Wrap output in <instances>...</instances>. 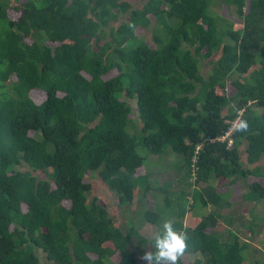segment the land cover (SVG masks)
<instances>
[{
	"label": "trees",
	"instance_id": "obj_1",
	"mask_svg": "<svg viewBox=\"0 0 264 264\" xmlns=\"http://www.w3.org/2000/svg\"><path fill=\"white\" fill-rule=\"evenodd\" d=\"M150 26L153 45L136 33ZM239 110L232 144L210 141ZM152 155L179 158V191L155 183ZM96 174L139 224L186 233L190 264H264L249 240L264 234V0H0V264H41L39 249L53 264H142L129 245L153 252V237L89 198ZM245 182L248 210L227 214Z\"/></svg>",
	"mask_w": 264,
	"mask_h": 264
},
{
	"label": "rangeland",
	"instance_id": "obj_2",
	"mask_svg": "<svg viewBox=\"0 0 264 264\" xmlns=\"http://www.w3.org/2000/svg\"><path fill=\"white\" fill-rule=\"evenodd\" d=\"M133 6H140L141 4L144 3L145 0H129ZM10 14H12V11H9ZM217 12L219 14H222L224 17L231 19H234L236 21H241L242 19L238 18L235 10L231 7H226L224 4H222V2L217 6ZM237 17V18H236ZM136 33L141 36L144 41H146L148 44L153 45V40H152V34H151V26L147 29V30H142V29H137ZM226 93L227 94H231L233 91V87L228 84L227 88H226ZM33 96H35V98H39L40 95L36 94L35 92L31 93ZM129 103L131 104V106L135 107V100H128ZM134 114L136 113L135 111L133 112ZM133 115V114H132ZM244 148H245V143L243 145H241L240 147V153H241V157L244 160L245 159V154H244ZM178 157L173 156V158H169V156L166 157H160V156H155L152 155L151 158L149 159V166L151 167V169H148L149 172H152V176L153 179H155V183L158 184H162L164 183L166 180H170L171 181V185H170V189L173 190H178L179 191V186L182 185L183 181L181 180V174H182V170H178L176 169V167L174 166V162L175 160H178ZM159 166H157V164H159ZM150 172V173H151ZM149 173V174H150ZM154 173V175H153ZM38 175L41 176V174L38 172ZM88 180H91L92 182V188L91 190L88 192V196L89 198L96 196L99 200V202L101 201L103 204H105L106 206H108V209L110 211V214L112 215L113 220L117 223V225L121 226L122 228H126V223L129 221H132V223H135V225L137 226V231L140 235H142L143 237H146L147 239H150L154 236L155 232L159 230L161 225H155L149 222H142V224H139L140 221H143L141 218V215H138V209L137 208V203L132 205V204H126V205H122L119 206L117 205V196L114 192L108 190L107 186L102 183L100 181V177L96 174L95 176H87ZM247 187V183H237L234 187L233 190H231L232 195H234V203L231 204L230 207H228L227 209H225V212L227 214H229L231 212V214L236 215V214H240L242 213V211H246L248 210V207L250 206L251 203L249 202H245L242 201L241 199V192L242 190ZM156 191H152L151 193L146 194V198L143 197L142 201L146 202V205L150 208L153 207V204L155 203V198L154 195L152 193L155 194ZM140 193V192H139ZM141 194V193H140ZM148 196V198H147ZM158 201L160 203V205L163 204V196L158 198ZM144 202V203H145ZM64 204L66 206H69V201H64ZM138 204H141V202H139ZM254 212L259 213L261 215H264V200L260 201L254 209ZM248 214H246L247 216ZM199 216L200 214L192 209V211L187 212V214L185 215V217H183V223L186 226H194L195 224L198 223L199 221ZM166 218V216H164ZM248 217V216H247ZM172 219V218H171ZM164 219H162L163 221ZM161 221V222H162ZM139 224V225H138ZM161 224V223H160ZM216 228L221 229L222 231H224L226 233V227L224 225H219ZM260 231L262 232V230H264V221L260 223ZM215 229V230H218ZM241 239L242 238H249L245 233H242L241 235ZM137 237H133L132 240L134 242L133 245H129L130 249L133 248H137L138 249V260L140 262H142V264H153L152 260H146L145 259V255H153L152 252V248L150 245H145V244H138L137 243ZM249 240L254 243L255 245H257L259 248L264 249V234H260L255 236L254 238L252 237L251 239L249 238ZM107 244V243H106ZM110 245V244H109ZM39 256H40V262L41 264H53L50 261H47L45 259V257H43V253L42 251H40V249L38 250ZM199 254H191V253H187V252H183L182 255H180V259L185 262L186 264H190L196 257H198ZM119 257L118 254H115L112 256L113 260H117ZM114 262V261H113ZM159 264H168L167 261H163V262H159Z\"/></svg>",
	"mask_w": 264,
	"mask_h": 264
},
{
	"label": "clouds",
	"instance_id": "obj_3",
	"mask_svg": "<svg viewBox=\"0 0 264 264\" xmlns=\"http://www.w3.org/2000/svg\"><path fill=\"white\" fill-rule=\"evenodd\" d=\"M239 127L246 128V122L241 121ZM187 240L186 233L179 231L172 220L165 219L153 236V255L146 254L145 259L147 261L152 260L153 264H159L163 261H167L168 264H176L180 255L185 251Z\"/></svg>",
	"mask_w": 264,
	"mask_h": 264
},
{
	"label": "built area",
	"instance_id": "obj_4",
	"mask_svg": "<svg viewBox=\"0 0 264 264\" xmlns=\"http://www.w3.org/2000/svg\"><path fill=\"white\" fill-rule=\"evenodd\" d=\"M239 113L237 114V116L234 117V119L232 120H228V126L227 128L223 131L222 134L220 135H217L216 137H212V138H209L210 141H227V145H231L232 142H233V133L234 131L236 130V128L239 126V123H240V112L241 110L238 111ZM198 149H200L202 147V144L199 143L197 144L196 146Z\"/></svg>",
	"mask_w": 264,
	"mask_h": 264
}]
</instances>
